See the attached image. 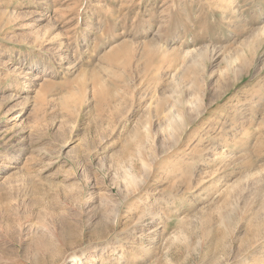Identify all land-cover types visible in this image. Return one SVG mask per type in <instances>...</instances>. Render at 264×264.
I'll return each mask as SVG.
<instances>
[{
  "label": "rangeland",
  "instance_id": "1",
  "mask_svg": "<svg viewBox=\"0 0 264 264\" xmlns=\"http://www.w3.org/2000/svg\"><path fill=\"white\" fill-rule=\"evenodd\" d=\"M75 256L264 264V0H0V264Z\"/></svg>",
  "mask_w": 264,
  "mask_h": 264
},
{
  "label": "bare ground",
  "instance_id": "2",
  "mask_svg": "<svg viewBox=\"0 0 264 264\" xmlns=\"http://www.w3.org/2000/svg\"><path fill=\"white\" fill-rule=\"evenodd\" d=\"M219 1H221V0H217V2H219ZM223 1H225V0H223ZM224 3V2H223ZM220 5V4H219ZM153 47V46H152ZM154 48V47H153ZM153 48H151L150 46H149V48L145 51V54H144V56L146 57V56H149V55H151L152 54V56H153V54L155 55L156 54V52H157V48L154 50ZM159 50V49H158ZM61 56V55H60ZM151 56V57H152ZM194 56V55H193ZM136 58V57H135ZM150 58V56L148 57V59ZM194 58V57H193ZM191 59V58H190ZM195 59H196V57H195ZM195 59H191V60H189V61H191V62H195ZM146 60V59H145ZM188 60V59H187ZM186 60V61H187ZM127 62V61H126ZM190 64V63H189ZM191 64H193V63H191ZM142 65V64H141ZM123 66V65H122ZM184 66V65H183ZM133 68V67H132ZM135 68L137 69V71H136V75H137V77H139L138 78V81L137 82H133V84L132 83H129L131 80L129 79V84L131 85L132 84V87H135V86H137L138 84H140L143 80H144V78H145V76H146V68H147V64H144V66H140V67H138L137 65H135ZM183 68V67H182ZM228 68H230V66L228 65ZM182 72V71H181ZM132 74V73H131ZM156 75V74H155ZM174 75V74H173ZM149 78H151V77H149ZM178 79V78H177ZM237 79V78H236ZM134 80H135V78H134ZM137 80V79H136ZM135 80V81H136ZM155 81V80H154ZM236 81V80H235ZM148 82L150 83L151 82V79H148ZM156 82V83H155ZM154 83L155 84H157V81H155ZM103 83H104V81H103ZM127 83V82H126ZM175 83H176V81H175ZM148 84V83H147ZM180 86V85H179ZM103 87V86H102ZM132 87H130L131 89H132ZM136 88V87H135ZM134 88V89H135ZM141 88V87H140ZM148 89H149V87H148ZM148 89H146V90H148ZM177 89V88H176ZM229 89V86L227 87V88H225L224 89V91H226V90H228ZM135 90H137V89H135ZM135 90H134V92H135ZM140 90V89H139ZM146 92V91H145ZM132 93V92H131ZM130 93V94H131ZM103 99L105 100V103L106 102H110V101H116L117 99H115V98H113L112 97V95L110 94V91H109V88L106 86V85H104V90H103ZM176 95V94H175ZM147 96V95H146ZM149 96H150V94H149ZM221 96V95H220ZM219 96V97H220ZM177 97V96H176ZM182 98V97H181ZM158 99L160 100L161 98L160 97H158ZM176 99V98H175ZM157 100V99H156ZM159 100H157L158 102H160ZM202 100V99H201ZM197 101V99H195V102ZM200 101V100H199ZM212 101V100H211ZM158 102H156V103H158ZM192 102H194V101H192ZM198 102V101H197ZM183 103V104H182ZM185 103L187 104L188 103V100H184V99H179V100H174L173 101V104H171V108L173 109L174 108V106H176L177 104H180V106L181 105H185ZM109 104V103H108ZM161 104V103H160ZM195 104V103H194ZM194 104H193V107H194ZM199 107H200V102H199ZM187 106H188V104H187ZM163 107V106H162ZM168 107V106H167ZM178 107V106H177ZM193 107H191L192 109H191V111H193ZM197 106L195 105V107L194 108H196ZM148 108V107H147ZM150 108V107H149ZM186 108V107H185ZM151 109V108H150ZM162 109V108H161ZM172 109H169V110H165L166 112H167V117H166V121H167V127H169L170 125H174L175 126V124L179 121L180 123L179 124H181V125H183L184 124V122L185 121H180L179 119L181 118L180 116H179V114L178 113H174V111L172 110ZM179 109V108H178ZM177 109V110H178ZM197 109L198 110H200V108H198L197 107ZM175 110V109H174ZM186 110V109H185ZM162 111H163V109H162ZM181 111H183V110H181ZM199 112V111H198ZM197 113V112H196ZM243 113H244V111H243ZM181 114H182V112H181ZM189 114V113H188ZM195 116H197V114L195 115ZM183 117V116H182ZM185 117H187V116H185ZM193 118H195V117H193ZM189 119V118H188ZM176 120H178L177 122H176ZM149 122V121H148ZM189 122V121H188ZM146 123V122H145ZM219 124V123H218ZM144 125V124H143ZM149 125V124H148ZM148 125H145L144 126V129L146 130V137H148L149 136V133L150 132H148V130L147 129H149L148 128ZM177 125H178V123H177ZM186 125V124H185ZM178 128H179V126H178ZM177 128V129H178ZM174 129H172V130H170V132H172ZM177 134V133H176ZM172 137H174V136H172ZM178 137V136H177ZM175 138V137H174ZM170 139V138H169ZM173 139V138H172ZM175 140V139H174ZM136 150H137V154H138V157L137 158H139L140 157V159L142 160V155H141V151H142V146L139 144V145H137V148H136ZM164 150V149H163ZM211 150H213V148L211 149ZM215 150V149H214ZM212 153V152H211ZM216 153V152H215ZM136 154V153H135ZM250 154V153H249ZM216 155V154H215ZM214 156V155H213ZM259 156V155H258ZM133 158H134V155H132V154H130L129 155V162L131 163V161L133 160ZM202 159V158H201ZM235 161V160H234ZM236 163V162H235ZM231 164V163H230ZM131 165V164H130ZM227 165V164H226ZM241 165H243V164H241ZM132 166V165H131ZM227 167V166H226ZM245 167V166H244ZM241 168V167H240ZM224 169V168H223ZM129 170V169H128ZM127 170V171H128ZM125 171V170H124ZM130 171V170H129ZM123 179H125V186L127 187V188H131V187H133V186H135L136 185V183H138L137 182V178H136V176L135 175H133V174H131L130 172H126V173H124V178ZM141 179H142V177H141ZM142 181V180H141ZM143 184V183H142ZM145 184V183H144ZM138 187H139V185H137ZM140 188V187H139ZM131 190H133V188H131ZM129 191V190H128ZM132 192V191H131ZM73 259V262H72V264H76L77 263V259H78V257L77 256H75L74 258H72Z\"/></svg>",
  "mask_w": 264,
  "mask_h": 264
}]
</instances>
